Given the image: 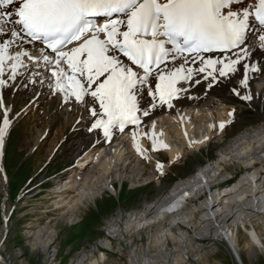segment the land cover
Masks as SVG:
<instances>
[{"label": "rangeland", "instance_id": "1", "mask_svg": "<svg viewBox=\"0 0 264 264\" xmlns=\"http://www.w3.org/2000/svg\"><path fill=\"white\" fill-rule=\"evenodd\" d=\"M244 2L249 4L250 0ZM10 76L8 72L6 76H0V79L6 81L0 86V100L3 102L0 107V125L3 124L5 111L10 121L5 149L2 148L4 152L1 153L0 149V264H70L84 251L87 256L89 253V258H85L83 264L98 258L100 252L105 254L106 264H176L177 254L180 252L176 251L171 242L161 247L154 240L156 229L151 228L149 232L147 229L140 230L141 235L138 236L134 230L126 228L127 215L132 211L141 210L145 200L153 201L159 193L156 181L144 182L134 178L132 181L127 175L112 181L114 191L104 189L94 202L89 203L80 221L68 225L59 222L56 226L59 229L57 237L50 246L44 247L46 241L51 238L48 234V222L60 216V212L53 205L57 199H53L55 195L51 190L55 189L61 180L65 183L71 176L78 157L88 151L108 148L115 142L104 144L101 129H93L97 139L88 141L85 127L87 123L92 125L99 118L101 110L98 103L92 101L91 104H83L82 108L77 110L75 120L64 121V115H59L57 104L51 105L48 101L40 103V98H36L39 97V92L30 95L28 90L21 89V80L10 79ZM17 83L19 87L14 89V84ZM222 86L221 91L228 98V104L235 108L231 122L225 127L223 140L214 141L179 163L169 165L167 171L157 173V182L163 186H173L197 165L212 164L223 149L222 145L227 143L230 137L261 119L264 105L251 106L241 99L245 95L244 88L237 87L239 95L232 93L229 96L225 93L228 83L223 82ZM142 105L145 104L141 102L140 108L144 109ZM92 109L98 113L97 117L92 116ZM80 141L82 144L78 148ZM148 148L149 153H155L152 148ZM157 154L163 164H169L166 154ZM144 164L148 166L145 161ZM226 168L229 172L226 181L216 185L218 189L222 188L221 190L232 188L246 172L234 160L227 163ZM205 193L206 196L203 195L197 200L196 205L202 203L205 197L210 200L208 190H205ZM231 199H235L234 195L225 196L220 209ZM259 205L264 211V203L260 201ZM233 208V212L220 217L221 222L218 220L213 224L215 229H212V220L210 224H200L195 232L188 228L193 242L189 245L181 244L184 260L177 264H264V213L246 209L241 217L236 206ZM208 213L201 212L197 219ZM241 219L245 222L246 230L252 226L255 228L262 243L261 247L249 244L247 231L240 227ZM108 223L113 224L118 233H114L110 238L106 236ZM225 226L233 233L236 232L237 253L219 231H216V228ZM126 231L131 234L128 235ZM105 239H109L111 248L100 244Z\"/></svg>", "mask_w": 264, "mask_h": 264}, {"label": "snow or ice", "instance_id": "2", "mask_svg": "<svg viewBox=\"0 0 264 264\" xmlns=\"http://www.w3.org/2000/svg\"><path fill=\"white\" fill-rule=\"evenodd\" d=\"M243 3L244 0H0V37H5L0 40V76L8 67L9 78L15 79L17 70L24 66L23 58L37 65L43 61L50 66V87L65 102L74 98L76 103L87 105L86 97L91 96L99 104V118L91 129H101L110 138L114 127L122 132L127 124H140L137 94L154 74L155 89L148 90L152 106L158 103L172 108V100L182 91L177 83L192 80L194 71L211 69L205 79L215 81L216 71L227 77L242 68L240 83L245 88L250 72H264V67L247 62L253 46L264 50V0H258L254 11L252 6L241 7ZM250 18L261 26L254 34V45L249 44ZM36 42L43 46L39 57L23 48L25 43ZM215 51L232 55L225 60L202 56ZM190 58L193 63L199 59L202 66L196 70L187 67ZM180 59L184 60L180 67L165 71L170 60ZM5 83L0 79V86ZM208 86H212L211 82ZM241 99L251 100L253 96L245 94ZM91 114L98 116L95 109ZM143 114L149 115L147 110ZM9 125L5 111L0 148ZM219 127L224 129L225 124ZM134 146L140 151L138 145Z\"/></svg>", "mask_w": 264, "mask_h": 264}, {"label": "bare ground", "instance_id": "3", "mask_svg": "<svg viewBox=\"0 0 264 264\" xmlns=\"http://www.w3.org/2000/svg\"><path fill=\"white\" fill-rule=\"evenodd\" d=\"M251 1L256 2V0ZM254 4L250 3L247 5L243 3L241 7L249 8L252 6V10L254 11ZM260 30L261 28L256 26L252 18H250L248 32L250 45L256 43L254 34ZM4 38L0 37V40ZM23 48L34 57H39L40 55L37 44L25 43ZM231 55V53H226L202 56L213 60H225L226 57ZM23 59L24 66L17 70L15 76L16 79L21 80V89L28 90L30 95L39 92V97L36 98H40V103L48 101L51 105L57 104L60 112L59 115H64V121H72L77 114V110L82 108L83 104L76 103L74 98H70L65 102L60 93L53 91L50 87V66L44 65L43 61L37 65L27 58ZM247 62L264 67V50L253 46ZM183 63V59L176 62L170 60L168 68L165 71L174 70ZM201 66L199 59L193 63L190 58L187 64V67H191L194 70ZM216 67L219 68L222 65H217ZM208 71H211V69H207L205 72L194 71L192 80L179 81L177 83V87L181 88L182 91L178 93L177 98L172 100V108H169L167 105H159L158 103L156 107L152 106L154 102L152 97L148 95V90L152 87L151 90L155 89V74L150 78V83L141 88L137 94L139 107L141 102L145 104L142 105L144 109L140 108L141 111L137 114L141 120L140 124H127L122 132L118 127H114L110 138H106L102 134L101 137L105 142L104 144L108 145L106 142H115V144L108 148L96 150L95 152L88 151L85 155L80 158L78 157L75 172L73 171L65 183H62L63 180H61L56 184L55 189L51 190L55 195L53 199H57L53 205L60 212L58 214L60 216L54 219V221L48 222L50 225L48 234L51 238L46 241L45 248L50 246L55 237H57L59 229L56 226L59 222L68 225L74 221H80L88 204L94 202L104 189L108 188L114 191L112 181L122 177V175H127L131 179L134 178L148 182L151 180L156 181L157 191H159L158 195H155L156 198L153 201L145 200L141 210L132 211V213L130 212L127 215L126 228L134 230L138 236L141 235L140 230L147 229L148 231L151 228L156 229L154 240L161 247L171 242L175 246L176 251L180 252V254H177L176 264L184 260L181 244L189 245L193 242V239L189 236L188 228L195 232L200 224H210L212 220V229H215L213 224L217 223L218 220L221 222L220 217L223 214L227 216L228 212H233L234 206L238 209L237 212H239L241 217L246 209L251 211L256 210L255 212L257 213H264L262 211L263 207L259 205L260 201L264 203V177H262L264 174V110L262 113L260 112L261 119L256 124L245 127L234 137H230L227 143L222 145L221 148L223 149L219 153L217 152L218 155L212 164L197 165L188 175L179 179L173 186L170 185V187L163 186L162 183L157 182L158 178L156 174L167 171L169 165L172 166L174 163H179L188 155L198 152L214 141L223 140L225 128L221 129L219 125L220 123H224L226 127L235 111L234 106L228 104V98L221 91L223 82L228 83L225 93H228L229 96L232 93H237V87L244 88L245 94L253 96V99L246 100L249 105H264V72H250L249 85L245 88L240 83L243 79L242 68L235 74L230 73L227 77H221L219 72L216 71L213 73L216 76L215 81L211 77L205 79L208 76ZM7 72L11 74L8 67L5 68L4 76L7 75ZM42 80L43 83H41ZM197 80L200 82L196 83ZM210 82L212 84L211 87L208 86ZM16 86H18V83L14 84V89ZM233 89L236 91H233ZM1 93L3 96L2 89ZM88 97H86L88 99L87 104H91L93 98L91 96ZM145 110L148 111L149 115L145 116L143 114ZM229 112L232 113L231 117L228 115ZM9 128L10 126L4 137L2 147L4 149ZM90 129L91 125L87 123L85 131L87 132L88 141L96 140V131ZM133 133L136 134L135 141L133 140ZM193 141L195 143H192ZM81 144V141L78 142V148L81 147ZM134 145H138L140 151H137V147ZM161 145H166V147ZM148 147L152 148L155 153H149ZM2 148H0L1 153L4 152ZM159 152L166 154L169 158L168 165L163 164L159 160L160 156L157 154ZM233 160L244 168L246 172L229 190L226 188L225 190H221L222 188L218 189L216 185L226 181V177L229 175L226 164L232 163ZM144 161L148 163V166L144 164ZM158 164L162 167L157 168ZM206 189L210 193V200L205 197L202 203L196 205L197 203L195 202L197 200H200L203 195L206 196ZM227 195H234L235 199H231L221 210L220 205ZM258 195L259 198H257ZM205 211L209 213L204 217H199L198 220L197 216ZM210 211H212V214H210ZM239 222L241 229L246 230L244 220L241 219ZM107 225L106 236L110 238L111 235L117 233V228L111 223ZM216 229L236 252V232L233 233L226 226ZM236 230L237 227L235 228ZM177 231L178 233H176ZM246 231L249 244L261 247L262 243L255 228L252 226ZM100 244L111 248L109 239L101 241ZM87 254L89 256V253ZM91 255L93 256V254ZM88 256L84 251L78 254L76 259H73L70 264H83L85 258H89ZM88 264H106L105 254L100 252L99 257L90 260Z\"/></svg>", "mask_w": 264, "mask_h": 264}]
</instances>
